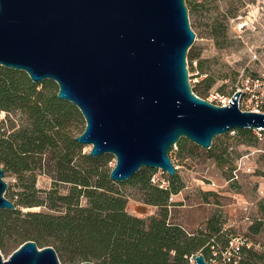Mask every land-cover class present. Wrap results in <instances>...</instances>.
<instances>
[{"label":"water","instance_id":"water-1","mask_svg":"<svg viewBox=\"0 0 264 264\" xmlns=\"http://www.w3.org/2000/svg\"><path fill=\"white\" fill-rule=\"evenodd\" d=\"M194 34L185 0H0V64L56 82L85 120L75 139L90 155H114L116 181L142 166L174 174L168 152L180 136L209 148L230 129H264V111L239 107L240 89L225 104L192 90ZM3 175L0 166V207L13 209ZM0 264L62 263L53 246L27 239L7 258L0 252Z\"/></svg>","mask_w":264,"mask_h":264},{"label":"trees","instance_id":"trees-1","mask_svg":"<svg viewBox=\"0 0 264 264\" xmlns=\"http://www.w3.org/2000/svg\"><path fill=\"white\" fill-rule=\"evenodd\" d=\"M189 55L196 56L193 51ZM202 80L205 86L192 88L201 97L212 84L209 77ZM57 89L52 79L34 82L25 71L0 64V110L7 112L9 122L0 131V166L4 174L16 177L15 188L4 193L15 208L0 207V250L32 239L39 247L53 246L62 264H185L187 256L197 252L208 262L222 225L211 217L205 229L189 232L169 220L170 195L184 186L177 171L168 174L165 187L151 180L155 168L147 166L126 180L111 179V156L90 155L75 139L85 120L75 104L56 95ZM12 114L18 115L17 125ZM234 129L242 141H255L250 128ZM219 138L216 135L206 150L223 163ZM176 145L181 156L185 137ZM39 169L51 178V187L36 186ZM61 184L69 185L67 192L60 190ZM126 184L139 188L142 200L160 206L159 211L147 217L127 211ZM42 204L59 211L21 208ZM228 241L221 240L224 249ZM218 258L220 264H264V249L242 243Z\"/></svg>","mask_w":264,"mask_h":264},{"label":"rangeland","instance_id":"rangeland-1","mask_svg":"<svg viewBox=\"0 0 264 264\" xmlns=\"http://www.w3.org/2000/svg\"><path fill=\"white\" fill-rule=\"evenodd\" d=\"M185 5L195 33L186 54L191 88L205 86L207 81L202 79L209 77L212 84L202 97L217 104L227 103L238 87L245 88L239 107L264 111V0H185ZM191 51L196 55L193 58ZM255 77L259 78L258 89H252ZM12 115L17 125L18 115ZM6 117L7 112L0 110V131L9 126ZM251 132L255 135L253 143L242 141L235 129L217 134L218 149L224 151L226 158L223 163L210 157L206 148L197 144L194 147L195 143L186 137L181 156L177 155L176 144L168 152L184 182L180 191L170 195L169 220L189 232L205 229L211 217L222 225V234L215 246L211 245L208 264H220L218 256L228 255L229 250L242 243L257 251L264 249V129L252 128ZM84 148L89 150L90 144ZM106 154L111 156L112 167L115 157ZM36 172V186L51 187L48 174L40 169ZM3 178L6 189L15 188L13 174L6 172ZM151 180L164 181L167 186L168 173L155 167ZM68 187L61 184L60 190L67 192ZM125 190L130 213L147 217L159 211L160 206L142 200L139 188L126 184ZM21 208L59 211L46 204ZM251 225L258 230L254 231ZM226 238L229 244L224 249L220 243ZM13 249L0 250L2 257L7 258Z\"/></svg>","mask_w":264,"mask_h":264},{"label":"built area","instance_id":"built-area-1","mask_svg":"<svg viewBox=\"0 0 264 264\" xmlns=\"http://www.w3.org/2000/svg\"><path fill=\"white\" fill-rule=\"evenodd\" d=\"M251 85L253 86L252 87V89L254 88V89H258L259 88V78H257V77H255V78H253L252 79V83H251ZM247 88H248V86H246ZM237 89H240L241 90V95H240V97L242 96V94H243V92L245 91L244 89L245 88H237ZM240 97H239V99H240ZM239 99H238V105H239ZM234 129V128H233ZM153 179V178H152ZM158 185L159 186H163V187H165L166 186V183L164 182V181H162V182H159L158 183ZM239 245H237L236 246V248L238 247ZM236 248H234V249H236ZM195 253H193V254H190V255H188L187 256V262L185 263V264H196V262H195V259H194V255Z\"/></svg>","mask_w":264,"mask_h":264}]
</instances>
